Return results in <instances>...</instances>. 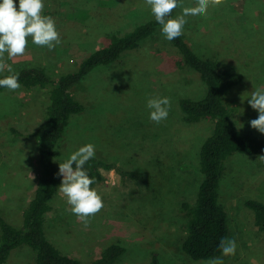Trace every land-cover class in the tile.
<instances>
[{
  "label": "rangeland",
  "instance_id": "obj_1",
  "mask_svg": "<svg viewBox=\"0 0 264 264\" xmlns=\"http://www.w3.org/2000/svg\"><path fill=\"white\" fill-rule=\"evenodd\" d=\"M14 2L18 6L19 0ZM182 3L194 7L197 0ZM43 11L53 13L60 44L49 49L29 37L23 56L9 59L5 53L12 72L37 66L58 79L107 46L111 34H125L154 17L145 0H44ZM181 14L178 7L174 16ZM186 20L182 34L196 53L217 60L223 70L243 75L225 98L237 129L264 138L250 126L258 113L248 103L254 91L264 89V0H225L221 6L209 7L207 18ZM161 29L114 63L94 68L71 91L86 110L73 115L66 128L58 170L73 152L93 144L94 157L141 172L148 182L121 178L114 170L103 172L104 180L91 187L104 207L89 217L85 227L59 191V174L52 210L46 215V236L62 254L84 263L113 243L124 248L114 264H150L152 255L161 264L213 260L194 261L181 249L187 222L182 203L195 200L201 181L199 150L213 126L205 120L185 123L179 100L203 98L206 86L193 69H177L175 50ZM6 72L7 68L0 75ZM163 97L170 100L169 114L157 124L149 118L147 102ZM47 103L46 94L37 88L0 92V215L15 227L22 224L21 212L39 175L37 145L29 134L43 122ZM261 156L235 155L225 162L219 201L227 211L228 239L235 240L236 250L235 255L217 257L223 264H264V232L254 225L244 204L248 198L264 202ZM7 263L35 264L33 251L19 247Z\"/></svg>",
  "mask_w": 264,
  "mask_h": 264
},
{
  "label": "trees",
  "instance_id": "obj_2",
  "mask_svg": "<svg viewBox=\"0 0 264 264\" xmlns=\"http://www.w3.org/2000/svg\"><path fill=\"white\" fill-rule=\"evenodd\" d=\"M175 11L169 18L175 17ZM42 15L54 18L51 11H43ZM161 26L153 17L130 32L111 34L107 46L92 52L80 62L76 70L61 74L58 79L51 78L43 68L37 66L22 67L18 71L0 75L2 79L19 73V83L24 89L37 88L48 98L43 122L29 134L37 145L39 175L32 198L21 212L22 224L15 227L0 215V264H7L12 251L22 246L33 251L35 264H114L121 257L124 248L116 243L105 247L98 258L88 263L62 254L46 236V215L52 210L51 201L58 188L59 170L56 161L60 142L72 116L86 110L85 103L73 97L72 89L94 68L114 63L122 53L138 48ZM170 43L176 53L177 69H193L206 86L203 98L179 100L184 122L195 124L205 120L213 126L199 150L201 181L195 200L193 203H182L187 222L181 249L194 261L206 262L222 254L220 241L227 240L229 236L228 214L219 201L225 162L235 155H264V138L237 129L232 119V109L225 101L229 93L243 81V75L223 70L217 60L200 56L189 46L183 34ZM4 90L7 89L0 87V92ZM11 131L18 133L14 128ZM84 169L90 178L95 179L92 186L104 180L103 172L112 170L121 178L145 185L148 183L143 173L117 167L101 158L90 159ZM244 204L253 215L254 225L264 232V202L248 198ZM150 264L161 262L156 255H152Z\"/></svg>",
  "mask_w": 264,
  "mask_h": 264
},
{
  "label": "clouds",
  "instance_id": "obj_3",
  "mask_svg": "<svg viewBox=\"0 0 264 264\" xmlns=\"http://www.w3.org/2000/svg\"><path fill=\"white\" fill-rule=\"evenodd\" d=\"M150 6L157 23L162 25V34L168 41L182 35L188 16H203L207 18L209 7L221 6L225 0H197L196 6L184 7L182 0H145ZM178 7L182 14L171 17ZM44 0H19L18 6L14 0H0V72L5 68L12 73L10 65L5 63V53L9 59L23 56L28 46L29 37L37 46L49 49L60 44V34L55 21L50 16L42 15ZM19 73H14L0 79V87L10 91L20 88ZM252 109L258 113V118L251 120L250 126L264 134V89L254 91L248 100ZM149 118L159 124L166 120L169 114L170 100L167 97L149 99ZM95 156V146L86 144L73 152L66 162L59 164V174L62 176L59 191L66 197L71 206V212L87 227L89 217L95 216L104 207L103 200L91 186L95 183L84 169L85 164ZM264 159V156L260 157ZM220 248L225 256L235 255L236 242L233 239H222ZM210 264H223L220 258H214Z\"/></svg>",
  "mask_w": 264,
  "mask_h": 264
},
{
  "label": "crops",
  "instance_id": "obj_4",
  "mask_svg": "<svg viewBox=\"0 0 264 264\" xmlns=\"http://www.w3.org/2000/svg\"><path fill=\"white\" fill-rule=\"evenodd\" d=\"M17 198V197H16ZM7 218H9V217H7ZM8 220V222L10 223V224H12L11 222V220L10 219H7ZM20 224V222H18V225ZM17 253V252H16ZM7 264H11V263H7Z\"/></svg>",
  "mask_w": 264,
  "mask_h": 264
}]
</instances>
